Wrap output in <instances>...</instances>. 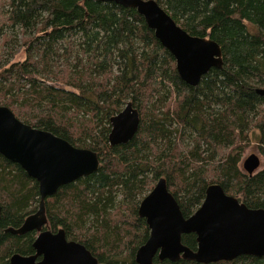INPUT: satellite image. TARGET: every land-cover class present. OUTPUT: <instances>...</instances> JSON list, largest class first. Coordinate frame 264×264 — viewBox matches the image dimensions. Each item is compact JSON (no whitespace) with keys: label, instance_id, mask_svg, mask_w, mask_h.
I'll list each match as a JSON object with an SVG mask.
<instances>
[{"label":"trees","instance_id":"trees-1","mask_svg":"<svg viewBox=\"0 0 264 264\" xmlns=\"http://www.w3.org/2000/svg\"><path fill=\"white\" fill-rule=\"evenodd\" d=\"M155 1L190 35L221 48L222 66L197 86L179 78L174 58L135 9L100 0H8L2 20L19 29L26 49L23 60L0 68V105L98 155L99 168L60 186L45 213L46 228L64 229L100 264H136L149 235L138 206L161 177L184 217L212 183L264 208V167L249 174L240 166L252 135L264 158V98L255 91L264 88V0ZM127 102L140 113L138 129L127 143L110 145L109 119ZM38 201L36 181L0 154V264L34 252L37 232L3 230L19 227ZM181 240L196 248L193 233ZM209 264H264V256Z\"/></svg>","mask_w":264,"mask_h":264},{"label":"water","instance_id":"water-1","mask_svg":"<svg viewBox=\"0 0 264 264\" xmlns=\"http://www.w3.org/2000/svg\"><path fill=\"white\" fill-rule=\"evenodd\" d=\"M111 1L135 9L155 38L172 55L179 78L197 86L212 67L222 66V51L210 38L190 35L155 0ZM256 93L264 98V88ZM108 142L124 144L132 139L140 123V113L127 102L111 116ZM0 154L19 165L38 186L39 201L35 212L27 215L17 228L4 232L22 235L37 232L30 255L14 253L10 264H100L80 242L66 237L62 228H46L45 200L57 189L99 168L95 151L76 147L55 134L31 126L16 117L6 105H0ZM261 159L249 154L242 162L245 172L260 168ZM138 215L145 219L149 235L134 256L136 264H158L163 260L193 261L201 264L232 261L248 255L264 256V208H250L235 196L225 193L218 183L209 184L199 207L184 217L168 190L165 178L157 180L140 200ZM1 216V205H0ZM193 233L196 248L182 243V235Z\"/></svg>","mask_w":264,"mask_h":264},{"label":"rangeland","instance_id":"rangeland-1","mask_svg":"<svg viewBox=\"0 0 264 264\" xmlns=\"http://www.w3.org/2000/svg\"><path fill=\"white\" fill-rule=\"evenodd\" d=\"M7 10H8V0H0V68H7L10 66V64L21 61L25 58L24 51L26 49V45L22 41L23 38L22 33L19 32V29L10 28L8 27V25H6V23L2 22ZM3 37H6L8 39L6 43H3L4 41ZM55 85L59 87H65L64 85H61L59 83H56ZM251 153H255L260 157L261 163L259 170H261L264 167V158L259 152L257 140L254 137V135L251 136L250 143L244 148L242 158L240 161L241 169H243L242 167L243 160ZM148 192L144 193L143 197Z\"/></svg>","mask_w":264,"mask_h":264}]
</instances>
